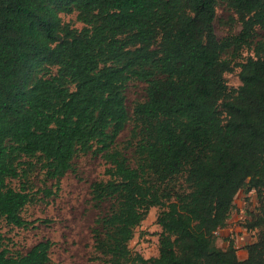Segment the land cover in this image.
Wrapping results in <instances>:
<instances>
[{
    "label": "trees",
    "instance_id": "obj_1",
    "mask_svg": "<svg viewBox=\"0 0 264 264\" xmlns=\"http://www.w3.org/2000/svg\"><path fill=\"white\" fill-rule=\"evenodd\" d=\"M225 1L241 31L219 41L218 0H0V217L28 226L21 212L33 195L9 181L24 179L33 160L58 181L92 152L109 164L91 200L113 201L92 232L110 264H264V41L254 40L264 0ZM74 12L79 30L59 16ZM252 44L255 58L238 64L241 85L228 98L231 62L222 56ZM131 80L148 85L132 114L136 167L113 148ZM178 176L181 190L170 186ZM241 191L259 204L244 212L245 229L256 232L244 260L232 240L221 249L215 236ZM154 207L158 254L146 259L128 243ZM4 243L0 233V264L50 262L49 240L24 254Z\"/></svg>",
    "mask_w": 264,
    "mask_h": 264
},
{
    "label": "rangeland",
    "instance_id": "obj_2",
    "mask_svg": "<svg viewBox=\"0 0 264 264\" xmlns=\"http://www.w3.org/2000/svg\"><path fill=\"white\" fill-rule=\"evenodd\" d=\"M59 16L63 23H69L78 30L84 26L78 20L76 12L59 13ZM214 31L219 41L238 36L241 31L238 16L225 0H218ZM254 40L255 42L264 41V31L256 29ZM159 44L160 37L153 43V48H158ZM253 47V44L243 45L235 58L231 57L230 53L222 56L231 62V70L224 74L226 86L230 91L228 98L233 97L241 85L238 78V64L249 58H255ZM262 56L264 57V53ZM52 73H56L55 68ZM147 88V83L139 80H131L127 83L124 96L128 120L113 145V148L123 152L132 167H136L138 163L134 145L139 139L132 135L135 126L132 114L135 105L147 99ZM220 112L224 116L225 111L221 106ZM32 162L34 165L28 169L24 179L9 181V185L15 189H18L21 183H25L33 195L32 203L25 206L21 212L28 226L13 227L0 217V233L5 238L4 244L11 252L24 254L36 243L49 240L53 244L49 253V264H110L108 257L102 256L95 248L92 233L97 228L95 220L107 214L113 203L112 200H106L97 206L91 200L92 183L108 179L104 174V170L109 166L106 160L101 154L94 155L92 152L78 154L72 161V170L58 181L47 180L41 164L36 163V160ZM170 186L181 190L183 176H178ZM43 190H51L53 194L47 197ZM235 200L231 226L234 228L233 226L236 225L239 230L237 234L233 232V235L240 247L241 242H248L256 236L255 231L250 233L245 229V221L239 220L240 211L245 208L244 212H252L259 207V204L254 192L241 191ZM158 212L159 208H151L146 219L134 229L133 237L128 243L133 254H139L146 259L157 256L158 233L160 232L156 224Z\"/></svg>",
    "mask_w": 264,
    "mask_h": 264
},
{
    "label": "crops",
    "instance_id": "obj_3",
    "mask_svg": "<svg viewBox=\"0 0 264 264\" xmlns=\"http://www.w3.org/2000/svg\"><path fill=\"white\" fill-rule=\"evenodd\" d=\"M235 203H236V200L234 199V203L233 204L236 205ZM233 211H234V208L231 210L230 217H229V220H228V223H227L226 227H224L223 229L219 230L218 234L216 236V246L221 248V249H225L228 246L229 234L231 232H234L236 234L239 232V230L236 228V225L233 224L234 228H232V226H231V221H232L231 219H232V216H233ZM254 241H255V237L251 238L248 242H246V241L245 242H241V245H242V246H240L241 250L237 251V253H236L237 257L240 260H244L247 257V253L245 251V246L247 244L251 243V242H254Z\"/></svg>",
    "mask_w": 264,
    "mask_h": 264
},
{
    "label": "built area",
    "instance_id": "obj_4",
    "mask_svg": "<svg viewBox=\"0 0 264 264\" xmlns=\"http://www.w3.org/2000/svg\"><path fill=\"white\" fill-rule=\"evenodd\" d=\"M244 219H245V213H244V210L243 209H241V211H240V217H239V220H242V221H244ZM250 233H252V231H249ZM217 234H218V231L217 232H215V236H217ZM234 233L233 232H231L230 234H229V240H232L233 242H234V247H235V249H236V253H237V251H240L241 250V247H239L237 244V240L234 238V235H233Z\"/></svg>",
    "mask_w": 264,
    "mask_h": 264
}]
</instances>
